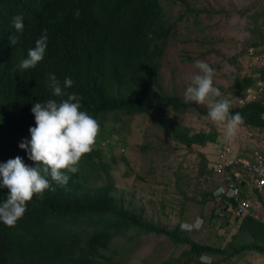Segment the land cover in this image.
Listing matches in <instances>:
<instances>
[{"label": "trees", "instance_id": "trees-1", "mask_svg": "<svg viewBox=\"0 0 264 264\" xmlns=\"http://www.w3.org/2000/svg\"><path fill=\"white\" fill-rule=\"evenodd\" d=\"M16 1L40 2L44 10L42 20H29L25 34L34 40L42 32L47 33L50 42L40 66L46 69L56 61L64 63L58 72L72 79L71 90L82 97L81 110L99 122L100 133L93 151L80 161L78 171L68 173L66 186L52 182L62 189L45 192L42 199L35 197L15 228L0 224L5 231L0 229V264H122V254L127 253L113 247L114 241L123 238L133 244L138 237L148 234L163 235L177 246L187 245L181 264H208L200 260L204 255L221 256L225 260L247 252L264 255V223L255 213L242 220L238 233L225 247L194 241L181 228V223L169 230L146 219L144 208L133 200L126 201L116 188L111 177L115 158L108 159L101 150L102 141L119 133L115 125L105 128V123L112 116L118 119L119 115H157L161 127L169 125L173 141L188 150L216 142L214 132L195 133L179 122L169 124L170 112L179 115L193 110L208 116V110L166 93L160 83L162 60L177 27V22L172 23L165 13V5L180 3L199 24L197 9L187 0H0V10L9 13ZM183 17L182 14L179 21ZM87 40L91 43L87 44ZM69 42L74 44L68 45ZM251 45L264 46V38L259 44ZM60 53L70 55L72 60H65ZM253 73L260 76L238 75L225 92L238 100L248 90L257 89L258 81L264 80V68L254 67ZM19 99L0 94L3 137L20 136L31 121L33 106ZM231 112L242 115V125L264 128L263 98L231 107ZM200 156L212 174L213 164L207 162L204 154ZM213 191L204 193L202 201L196 202L204 208L208 199L214 201L215 209L209 221L217 219L221 209ZM6 242L8 256L11 243L13 246L9 260L5 259Z\"/></svg>", "mask_w": 264, "mask_h": 264}, {"label": "rangeland", "instance_id": "rangeland-1", "mask_svg": "<svg viewBox=\"0 0 264 264\" xmlns=\"http://www.w3.org/2000/svg\"><path fill=\"white\" fill-rule=\"evenodd\" d=\"M187 1L199 12V24L180 3L165 5V13L172 23L177 22V27L175 35L169 40L160 68L163 90L184 99L191 77L199 72L194 66L195 61L200 60L215 69L214 86L220 90L222 98L237 107L236 100L225 90L234 84L238 75H253L256 74L253 73L254 67L264 68V46L251 45L259 44L264 38V0ZM182 14L184 17L179 21ZM251 48L258 50L261 57L255 64L247 58ZM199 106L208 110L205 105ZM112 118L105 123V128L115 125L114 129L119 133L110 142L111 151L103 147L107 142L101 147L109 155L108 159L115 158L111 177L125 200H133L144 208L146 219H152L169 230L180 223L184 229V223L198 222L201 227L194 231L187 230V233L201 244H221L225 247L231 242L243 219L209 221L215 209L214 201L208 199L204 208L196 203L202 201L204 193L212 192L219 184L209 167H204L205 162L200 154H204L208 162L218 149L227 144L225 125L213 123L208 116L199 115L193 110L179 115L168 113L169 124L179 122L195 133H216V142L208 143L205 147L196 145L188 150L173 141L169 125L161 127L155 114ZM240 136L238 134L234 140L238 141ZM98 176L99 172L95 182ZM255 200L254 213L262 218L264 203ZM113 247L127 253L122 254V264H181L183 254L188 250L187 245L177 246L167 237L156 234L142 235L133 244L120 238L114 241ZM200 260L208 264H264V255L247 252L231 260L204 255Z\"/></svg>", "mask_w": 264, "mask_h": 264}, {"label": "clouds", "instance_id": "clouds-1", "mask_svg": "<svg viewBox=\"0 0 264 264\" xmlns=\"http://www.w3.org/2000/svg\"><path fill=\"white\" fill-rule=\"evenodd\" d=\"M39 3L16 1L9 13L0 10V94L15 96L33 106L31 121L20 136L0 135V224L13 228L35 197L42 199L45 192H55L68 184V173L78 171L80 161L93 151L100 133L99 122L81 110L82 97L71 90L72 79L58 72L64 63L56 61L46 69L40 66L50 42L47 33L42 32L34 40L25 34L29 20H42L44 10ZM60 54L72 60L70 55ZM194 66L199 72L191 77L184 102L205 105L209 119L225 125V138L232 141L243 124L242 115L231 112L230 102L214 86L215 69L200 60ZM111 140L101 142H107L103 147L108 151L112 150ZM7 249L6 242L5 259L9 260L12 243L9 256Z\"/></svg>", "mask_w": 264, "mask_h": 264}, {"label": "built area", "instance_id": "built-area-1", "mask_svg": "<svg viewBox=\"0 0 264 264\" xmlns=\"http://www.w3.org/2000/svg\"><path fill=\"white\" fill-rule=\"evenodd\" d=\"M258 53V50L251 48L247 58L255 64L261 60ZM262 92V88L250 90L245 97L237 100V105L256 101ZM248 135L254 137V130L251 129ZM212 164V174L219 182L213 191V198L221 208L217 220H242L254 213L255 192L264 189V143L244 156L233 145H225L218 150ZM197 224L186 223L183 227L194 231L201 227V224Z\"/></svg>", "mask_w": 264, "mask_h": 264}, {"label": "crops", "instance_id": "crops-1", "mask_svg": "<svg viewBox=\"0 0 264 264\" xmlns=\"http://www.w3.org/2000/svg\"><path fill=\"white\" fill-rule=\"evenodd\" d=\"M256 75L258 77L260 76V74H256ZM260 85H261V87H260ZM257 87H258L257 90L262 88L263 92L260 94L259 99L263 98V100H264V80L260 79L258 81ZM252 90H254V89H252ZM231 107H235V106L233 105ZM251 129L254 130V133H255L254 137H250L248 135ZM246 132H247V135H245ZM238 134L241 135L239 137L238 141H235L234 140L235 138L233 139V141H228V140L225 139L226 142H227L226 145L231 144V145L235 146L236 148L235 147L234 148L236 150L239 149L243 156H244V154H249L255 147H257L258 145L264 143V128L249 127V126L241 125L239 130H238V132H237V134H236V136ZM225 140H223V141L225 142ZM218 150H217V152H218ZM217 152H216L215 156L213 157V159L210 160L212 163L216 160ZM255 199L258 200L259 202H263L264 203V189L261 190V191L258 190V191L255 192ZM259 204L262 205V203H259ZM258 220H260L261 222L264 223V216L262 218H258Z\"/></svg>", "mask_w": 264, "mask_h": 264}]
</instances>
